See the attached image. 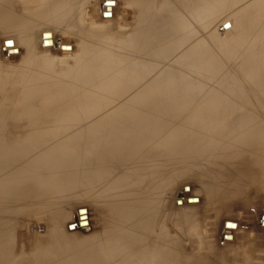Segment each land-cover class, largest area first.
Listing matches in <instances>:
<instances>
[{"label":"rangeland","instance_id":"374dc122","mask_svg":"<svg viewBox=\"0 0 264 264\" xmlns=\"http://www.w3.org/2000/svg\"><path fill=\"white\" fill-rule=\"evenodd\" d=\"M38 1L39 4L43 2ZM65 1L66 3L63 6L65 8H60L59 11L56 8L58 0H48L49 5L45 6L42 10H31L30 8L26 10L24 6H26L27 0L26 2L14 0L13 4L16 10H13V13L17 16L21 15L20 17L24 18V22L40 20V22H45L47 26H50L52 31H55L52 34L45 33L42 35L41 37L44 38V42H41L42 38L38 35L43 28L38 30V41L36 39L30 41L25 36H21L20 33V35L15 34V36L8 29H5L1 14L5 4L0 1V74L4 77L3 80L5 81H2L5 85L2 82L0 84L6 87V91L8 90L7 97L10 99L7 100L8 103L3 102V105L8 109L7 112H10L8 116L11 117L10 119L6 116V120H10L8 124L9 126L12 125L11 127L15 123V125L21 126L22 132L19 141H21L20 143L23 144V147L25 146L24 148L22 147V150L27 152L26 154L22 152L25 156L21 154V162L24 163H22V166L26 165L25 167H30L29 169L33 171L38 170V174L35 172L37 176L34 175V172L28 176L24 172L26 179L25 181L23 179L24 182L22 181V194L19 201L22 205L19 203V207L21 208L14 209L16 210L15 212L20 213V218L16 215L14 217L15 222L12 223L13 225L9 224L8 229L13 230L12 234L15 242L13 244L14 247L11 249L13 250L12 254L14 253V257H21L23 259L26 256L24 260L32 261V264L33 262L34 264H63L65 258L70 260H68L70 264L72 262L74 264H83L81 256L85 251L104 247V251H110V254H107L109 258L110 255L118 258L116 260L113 258L114 262H111V264H121V262H125L126 264V261L132 260V256L134 258L137 257L135 255L142 256L144 250L141 245L153 247L157 243V238H160L163 234H167L170 241L175 240L176 242V245L172 249L174 250L175 246H177L176 251L180 252V257L187 264H264V156L259 157L262 156L261 154L264 155V151L260 152L261 149L264 150V147H262L264 134L261 136L262 140L260 139L261 145L256 143L254 146H248V148H251V152L247 151L244 158L242 157V153L245 152L246 147L243 145V151L240 148L238 151L234 145V143L238 144V142L232 138L238 136L239 130L231 128L235 127L241 120L247 119V117H251V119H254L258 123L262 122L264 125V10H253L254 6L256 9H264V0H197L199 23L197 22L196 27L198 52L196 53L195 66L196 72L199 75H195V78L198 79L196 84L203 87L205 91L195 96L191 95L192 92L173 91L179 94L178 97H180L182 102H185H183V105H179L174 102L168 103V100H166L165 103L161 104L163 106L160 105L162 102L158 100L159 93L157 91L151 92L152 94L148 93L150 94L148 98L146 97L147 95L145 96L148 101L139 105L147 107V109H142L141 112L138 109L136 110V107H134L135 111H132L133 106L131 105L132 101H129L131 99L130 96L133 95V98L138 97L144 91L157 88L154 83H158V79L163 77L165 73L172 70L183 71L184 67V64L180 63L176 53H167V55L164 53V55H160L161 53L157 49L160 37L151 39V46L149 47L152 50L148 51L146 56L142 54L139 56V51L136 50L128 55L129 59L127 61L130 65H123L121 67L114 64L117 62V59L113 58L114 55L119 54L120 49L125 47L134 33L136 32L137 35L145 31L146 27L143 24L144 10H142L144 3L140 0H106L107 2L104 0H64L63 3ZM148 1H150L153 7L151 12H154V14L153 12L151 13L154 16L150 15V24L155 23L156 18L158 23L165 24L168 22L165 18L168 19L169 16L175 15L179 10V6L174 0H168V4L156 0ZM21 3L24 5H21ZM102 5L104 6L103 14L101 13ZM159 5L160 7L161 5H165L166 7L163 6L160 9V7L158 8ZM109 9H113L114 11H109ZM55 10L61 12L60 14L71 12V22L68 24L63 17H53L47 22L44 17L58 14ZM50 12H53V14ZM155 13H157V16H160V19L162 17V19L160 20L157 16L154 18ZM161 13L162 15H166V17L161 16ZM151 20H154V22ZM140 21L143 23H140ZM138 25L141 27L139 28ZM146 26H148V22ZM57 27H59V30H54ZM135 29L138 30V33ZM51 37L56 39H51ZM84 43L93 44L95 46L94 49L100 50L101 54L99 58L91 57L92 59L87 63L88 65L85 64L80 69V64L83 60L82 52L85 48ZM119 45L122 48L118 47ZM112 59L113 63L111 65L107 66L103 62ZM153 61L156 65L153 64ZM28 63L30 64L28 65ZM131 64H134V66L132 67ZM100 66L107 67V72L99 74ZM139 66H146L151 70L143 76L146 77L144 81L135 84L134 75L141 71ZM150 66L152 68L154 66L158 67L152 69ZM93 67H96L98 71L95 70V72ZM83 71L86 72L82 73ZM33 72L39 75H43V72H46L49 75L47 81L40 82V84L27 82L29 75ZM95 73H98V75ZM200 73L203 75H200ZM63 78H66V81L64 80L66 86L64 89L61 88V91L64 92L61 93L62 95H59L55 83ZM52 79L55 81H51ZM199 83L203 85L201 86ZM20 84L23 86L22 88ZM78 84L80 85L77 86ZM32 87L35 93L32 92ZM111 87L117 89L118 92H126L123 96H125L126 100L129 98L125 102H131L129 105L131 108L126 111L128 112L127 120L131 125L141 126L146 128V130L152 126L153 129H151V134L149 133L150 136L159 138L161 136L160 139L163 138L165 140L160 145L156 140L153 142L151 140L146 141V143H149L146 144V149L150 153L147 154L144 148L143 151L146 152L142 151L141 155L143 154V159L148 160L151 154V160H148L150 162L142 160L143 162H140V165L135 163V160L127 154L125 149L127 148L126 142L116 138L114 131H108L112 126L110 123L100 124L104 126L103 130L106 129L104 133L100 134L102 136L100 139L104 143L103 147L99 142H92L90 140L92 137H83L89 127L92 125L96 127L95 125L106 118L103 116L104 113L100 114L96 112L90 115L88 112H91V107L95 104L85 102V100L91 95L96 96V94L109 90ZM168 89H160L159 92H167L164 95H171L173 98L177 93L173 95L171 94L172 91ZM207 91H209V94ZM26 92L28 95H26ZM19 93H21L20 97L22 96V98H15ZM213 94L220 96L214 98ZM198 96L200 99H198ZM104 98V96L101 97V100H104ZM125 98L121 100L124 101ZM221 99H224V101H221ZM227 99H229L228 102ZM115 100L117 99L111 101L114 108L115 105L120 104L119 100ZM208 100L211 102H208ZM186 101H191V103H187ZM215 101L219 102L218 106ZM212 102L216 103V108H213L215 104L213 106ZM225 102L228 104H225ZM192 105L193 107H191ZM201 105L205 106L203 110H201ZM210 106L213 110H207L209 114L206 112V108H210ZM15 107L17 108L16 110ZM204 109L205 112H203ZM46 110L49 111L47 112ZM216 110L220 112L219 116L217 115L218 117L215 116L218 113ZM12 111L16 112L12 113ZM18 111L21 113V116L20 114L18 115ZM211 112L216 119H221L227 125L220 124L219 122L217 123L220 125L213 124L215 122H211ZM159 113H163V115L159 116ZM144 114L149 117L147 122L143 120ZM81 115L82 119L80 118ZM18 117L20 125L16 122V118ZM158 120H160L158 126L153 127L155 121ZM161 120L164 122L163 124ZM145 122L148 123L146 127ZM190 124H196V126H189ZM126 127L128 129L130 126L124 123L121 128L123 130ZM215 129L216 134L215 131L208 132ZM155 130L156 132L154 133ZM219 130L221 135L220 133L218 134L220 136L217 134ZM100 131H96V135ZM10 133L12 134L11 130ZM10 133H8L9 136L11 135ZM167 135L169 136L167 137ZM205 139L207 142L203 144ZM243 139L247 138L244 137ZM242 141L241 138L239 142L241 143ZM93 143L97 145L95 146ZM117 143L119 144L116 145ZM92 144L93 146H91ZM107 144L110 145V150L115 147L117 149L121 148L118 151L116 150V155H110L109 151H107V147H109L106 146ZM161 144L165 146H161ZM200 144H203V146ZM157 145L161 146V150ZM153 147L155 149L158 147L159 150H155ZM214 148L222 150L223 156L229 158L224 159L222 156V159L225 161L221 158L218 159L219 152ZM101 150L107 151L105 156H101ZM206 151L210 152L209 154L211 152L214 154L211 155L212 157L208 155V158L205 154ZM98 152L101 155L98 154L97 156ZM254 154L255 156L259 155L258 158L256 156L254 161H250L255 158ZM199 155L200 158H197ZM128 158L129 161L125 164V159ZM212 158L215 162L213 160L210 161ZM26 159L27 161L24 162ZM28 159H32L33 162L37 160L38 162L33 163L31 161V165ZM95 159H98V161ZM229 159L241 162L232 165L227 162ZM243 161H248L249 164H241ZM96 163L100 165H96ZM143 163L144 165H142ZM34 164L37 166H34ZM135 164L137 165L135 166ZM31 166H34V169ZM146 166L149 170L146 169ZM135 167L138 168L136 169ZM91 169L96 172V176L94 173L89 174L87 172L91 171ZM98 170L102 172H99V174L104 175H98ZM223 172L227 173L228 176L223 174ZM87 173L91 175V180H93V176L98 179L102 176V178L104 177L103 179L101 178L103 181L101 179L96 181V178L94 180L97 184L89 186L94 180L91 181ZM105 174L107 175L106 177ZM207 177L209 180H207ZM30 183L34 185V188L37 187L32 189L33 186ZM53 184L55 188L53 187L50 190ZM162 185L163 187H161ZM38 188L42 189H39V191ZM45 188L48 192H44ZM162 190L163 193H161ZM32 191L39 193L43 191L44 193L42 192L37 195L38 193L35 194ZM210 191H215L213 193L216 195L211 197ZM29 193H31L30 195L35 194L36 196H40V198L36 197L38 199L36 201L35 195L30 196ZM160 193L163 195L162 197H160ZM183 193L187 196L196 195L198 197L187 200V196L181 198ZM21 200L23 201L21 202ZM45 200L49 204H46ZM143 200L144 202L141 204ZM144 203L147 204L146 207H150V210L144 206ZM186 203L194 206H187ZM146 210L152 214L151 216L149 213L150 219L149 216L147 218L148 213H146ZM126 212L128 213L126 214ZM86 213L88 214L89 221H83L87 219V215H83ZM78 214L81 216L80 219L77 218ZM133 214L135 217H133ZM131 218L135 219L132 221ZM136 220L140 221V223L135 222ZM16 222L17 224H15ZM132 222L135 223V226ZM119 223L120 225H118ZM148 224L150 229H148L147 235H144L142 233H144ZM128 225L131 226V229ZM151 226H153V230ZM134 227L137 230L135 232H140V235L138 233V235L133 234L132 228ZM130 230L131 233L133 232L132 234ZM162 230L164 233L161 232ZM116 233L121 236V239ZM120 233L123 235H120ZM141 234L143 235V239L139 237ZM130 235L133 236L131 237ZM135 236H138V238ZM48 237L50 240L53 238L57 239V237L58 239L50 241ZM60 237L65 242L60 247L56 246L55 248V255L59 257L56 256L57 260H55V256H46V258H50V260L47 258L49 260L47 263L44 260L45 256L40 258L38 255L42 252V248L48 251L46 250L48 246L51 247L52 244H57ZM114 237L117 238V241ZM126 237H130L129 241H131L129 242ZM110 240L114 243H111L112 241L110 242ZM123 240L126 243L128 242V246L123 245L125 243ZM135 240H138V250L141 252H138L136 249L137 242ZM143 240L146 242H141ZM119 241H121L120 244ZM133 242H135V246L132 244ZM117 248L119 252L116 250ZM132 250L138 253L135 254ZM121 252H123V257ZM191 255L199 257V259ZM34 256L38 262H35ZM200 257H203V260ZM127 258L128 260H126ZM40 260L41 262H39ZM212 261H215V263Z\"/></svg>","mask_w":264,"mask_h":264},{"label":"bare ground","instance_id":"6f19581e","mask_svg":"<svg viewBox=\"0 0 264 264\" xmlns=\"http://www.w3.org/2000/svg\"><path fill=\"white\" fill-rule=\"evenodd\" d=\"M1 2H3L4 4H5V6H4V8H2V10L3 11H1V14H2V23H3V26H4V28L5 29H8L10 32H12L14 35L15 34H17V35H20L21 34V36H25L28 40H30V41H34L35 39L37 40V33H39V29L41 30L42 28H43V30H41L40 31V34H38V35H40V37L42 36V35H44L45 33H51L52 34V32H55V31H52V28L50 27V26H47V24H45V22H40V20H33V21H35V22H33V21H29V22H24V18H22V17H20L21 15H19V16H17V15H15L14 13H13V10H16L15 9V7H14V0H0ZM22 1H25L26 2V0H22ZM40 1H43L42 2V4L40 3H38L39 1L38 0H34V1H32V0H27V2H26V6H24V8L26 9V10H29L28 8H30L31 10H42L45 6H47V5H49V3H48V0H40ZM63 1L64 0H58V2L56 3L57 5V7L56 8H58L57 10H59L60 11V8H65V7H63L64 6V4L66 3V1L63 3ZM104 1H106V0H104ZM104 1H103V3H104ZM141 2H143L144 4H143V7L141 6V3H140V6L143 8L142 10H144V23L142 22V21H140V23L142 22L143 24H144V27H146L145 28V31H143V32H141V34H139L138 33V30L137 29H139L140 27H139V25H138V27L139 28H137V29H135V30H137V35H136V32L134 33V35H133V37L131 38V40H129L127 43H126V45H125V47H123V49H120V51H119V54H115L114 55V59L116 60L117 59V62L116 63H114V64H116L117 66H123V65H130L129 64V62L127 61V59H129L128 58V55L129 54H132V52L133 51H136V50H138L139 51V56L142 54V55H144V56H146V53L148 52V51H151L152 49H151V47H149V46H151V39L153 38V39H156V38H158V37H160L161 39L159 40V42L160 43H158L157 45H158V50H159V52L161 53L160 55H164V53L167 55V53H169V54H173V53H176L177 54V57H178V59H179V61H180V63H183L184 64V67H183V71H177V70H172V71H169V72H167V73H165V75H163V77H161V78H159L158 80H159V82L158 83H154V85L156 84V87L157 88H151L149 91L147 90V91H144L142 94L140 93V95L138 96V97H132V96H130L131 97V99L129 100V98L127 99V100H129V101H132V106H133V110L132 111H135V109L137 110H139L140 112L142 111V109L144 110V109H147V107H141V106H139V105H142V104H144V103H146V101H148L147 99H146V97L148 98V95H150V94H152L151 92H155V91H157L158 93H159V95L160 96H158V100H159V102H162V103H160V105L161 104H163V103H165V101L166 100H168V103L169 102H174V103H176V104H182L183 105V102H185V101H181L180 100V97H178V93L177 92H173V91H178V90H180V91H185V92H192V94L191 95H198V93H201V92H203V91H205V89H203V87H200V86H198L197 84H196V81H198V79H196L195 78V75H199V73H197L196 72V64H195V60H196V53L198 52L197 51V49H198V47H197V42H196V27H197V22H198V17H199V12L197 11L198 10V7H197V0H174L175 2H176V4L179 6V10H178V12L174 15L173 14V16L171 17V16H169V18H168V16H167V18L168 19H166L165 18V20L166 21H168V22H166L165 24L163 23V24H161V23H158V20H157V18H156V16H157V13H155L156 15H155V17L154 18H156L155 20L157 21H155V23H158V24H155V23H149V19H150V17L151 16H154V15H151V13L153 12H151V10H152V4L150 3V1H148V0H140ZM139 1V2H140ZM156 1H161L162 3H165L166 2V4H168V0H156ZM107 2V1H106ZM23 3H21V5L23 4ZM18 4H19V1H18ZM23 4V5H24ZM156 4H157V2H156ZM249 4V3H248ZM251 5V4H250ZM249 5V6H250ZM255 5V4H254ZM19 6V5H18ZM103 6V5H102ZM163 6H165V5H161V7H163ZM20 7V6H19ZM160 7V5L158 6V8ZM161 7H160V9H161ZM166 7V6H165ZM22 8V7H21ZM103 8H104V6L103 7H101V13L103 14L104 13V10H103ZM156 8V7H155ZM155 8H154V10H155ZM159 9V10H160ZM22 10H24V9H22ZM57 10H55V11H57ZM113 9H109V11H112ZM140 10H141V8H140ZM158 10V9H157ZM162 10H163V8H162ZM165 10V9H164ZM166 10H168V9H166ZM170 10V9H169ZM174 10V9H173ZM253 10H264L263 8H259V9H256V7L254 6V9ZM54 11V12H55ZM59 11H57L58 12V14H56V15H51V16H46V17H44L45 18V20L47 21V22H49L50 21V19L51 18H53V17H63V18H65V20H66V22L69 24V22H71V12H67V13H62V14H60L61 12H59ZM114 11V10H113ZM142 12V11H141ZM50 13H52L53 14V12H50ZM153 14H154V12H153ZM141 15H143V14H141ZM151 15V16H150ZM158 15H159V13H158ZM161 16H165L166 17V15H162V13L160 14ZM204 15V14H203ZM44 16V15H43ZM202 16V15H201ZM142 17V18H143ZM158 18L160 17V16H157ZM139 18H140V16H139ZM153 18V19H154ZM25 19H27V18H25ZM160 19V18H159ZM161 19H162V17H161ZM160 19V20H161ZM164 19V18H163ZM171 19V20H170ZM140 20H142V19H140ZM170 20V21H169ZM151 21H153L154 22V20H151ZM150 21V22H151ZM148 22V26H146V23ZM199 23V22H198ZM43 24V26H41ZM142 24V25H143ZM74 25V24H73ZM64 27H66V26H64ZM143 27V28H144ZM143 28H141V29H143ZM140 29V30H141ZM54 30H59V27H57L56 29H54ZM140 32V31H139ZM9 33V32H8ZM12 33H10V34H12ZM20 33V34H19ZM143 33V34H142ZM16 36V35H15ZM54 37H55V35H54ZM54 37H51V39L52 38H54ZM163 37V38H162ZM42 38V40H41V42L44 40V38L43 37H41ZM11 39V38H10ZM54 39H56V38H54ZM47 40V39H46ZM38 41V40H37ZM53 41V40H52ZM44 42V41H43ZM40 43V42H39ZM55 43H57V42H55ZM85 45H84V49H83V57H82V61H81V64H80V69H82V67L83 66H85V64H87L92 58L91 57H97V58H99V55L101 54V51L100 50H96V48L94 49V45L93 44H89V43H84ZM42 45V44H41ZM199 45V44H198ZM118 47H120V48H122V46L121 45H119ZM17 48V47H16ZM10 49V48H9ZM187 49H189V50H187ZM6 50H7V48H6ZM3 52H5V51H3ZM199 54V53H198ZM197 54V55H198ZM81 55V56H82ZM149 55V54H148ZM199 56V55H198ZM93 58V59H94ZM160 58V57H159ZM162 58V57H161ZM0 59H1V57H0ZM94 60H96V59H94ZM166 60V59H165ZM168 60H170V59H168ZM100 61V60H99ZM151 61V60H150ZM92 62V61H91ZM91 62H90V64H91ZM98 62V61H97ZM104 62V64L105 65H111L112 63H113V59L112 60H107V61H103ZM154 62V61H153ZM31 63V62H30ZM30 63H28V65L30 64ZM156 63H158V62H156ZM153 64H155V62L153 63ZM3 65V64H2ZM88 65V64H87ZM152 65V64H151ZM156 65V64H155ZM201 65V64H200ZM4 66V65H3ZM131 66L133 67L134 66V64H131ZM97 67V66H96ZM95 67V68H96ZM99 67V66H98ZM151 67V66H150ZM152 67H153V65H152ZM151 67V68H152ZM156 67H158V66H154V68H152V69H155ZM88 68V67H87ZM90 68H92V67H90ZM94 67H93V69H94V71L96 70V71H98L97 70V68L95 69ZM107 67H102V66H100V70L98 71L99 72V74H102V73H106L107 72V69H106ZM139 68H140V70L141 71H139L136 75H134V78H135V81H134V83L135 84H137V83H141L142 81H144L145 80V78L146 77H143L145 74H147V72L148 71H150L149 69H148V67H146V66H139ZM160 68V67H159ZM85 70V69H84ZM88 70V69H87ZM92 70V69H91ZM158 70V69H157ZM93 71V72H94ZM95 71V72H96ZM86 71H83L82 73H85ZM92 72V73H93ZM95 74H97L98 75V73H95ZM200 75H203V74H201L200 73ZM48 74L45 72H43V75H39V74H35L34 72L33 73H31L30 75H29V78L27 79L28 81L27 82H29V83H39L40 84V82H44V81H47V78H48ZM96 76V75H95ZM159 76V75H158ZM83 77V76H82ZM214 77V76H213ZM216 77H218V76H216ZM3 75H1L0 74V82H2L3 83V81H5V80H3ZM6 79V78H5ZM50 79V78H49ZM66 78H63V79H60V81H58V82H56L55 83V85H56V90L59 92L58 94L59 95H62L61 93L62 92H64V91H61V88L62 89H64L65 88V86H66V84H65V82H64V80H65ZM213 79V78H212ZM3 80V81H2ZM51 81H55L54 79H52ZM66 81V80H65ZM82 81V80H81ZM118 81H120V80H118ZM22 85H23V83H21ZM20 84V85H21ZM24 84H25V82H24ZM81 84V83H80ZM80 84H78L77 86H79ZM200 84V83H199ZM3 85H5L4 83H3ZM18 85V84H17ZM21 85V88L23 87V86H25V85H23L22 86ZM153 85V86H154ZM201 86L203 85V84H200ZM34 87V86H33ZM32 87V88H33ZM204 87H206V86H204ZM6 87H3L1 84H0V264H32V261H28L27 259L26 260H24L25 258H26V256L25 257H23V259L20 257V258H18V257H14V253L12 254V252H13V250H11L12 249V247H14V237H13V234H12V231L13 230H9L8 228H9V224L11 223H14L15 222V219H14V217H16V215H18V217L20 216V213L18 214V212H15L16 210H14V209H19V208H21V207H19V201H20V197H21V192H22V187H21V185H22V181H23V179H24V181H25V179H26V177L24 176V172H26L27 173V176L30 174L31 175V173L32 172H34V175H36V174H38L37 172H38V170H36V171H33L32 169H29L30 167H23L22 165L24 164L23 162H21V157H22V155H24V154H22V152H24L23 150H22V143H20L21 141H19V139L21 138V132H22V130H21V126L19 127L18 126V124L17 125H13V127H11V126H9V119H7L6 120V116H8V114L10 113V112H7V110L8 109H6V107H4V105H3V102H7V100L8 99H10L9 97H7V95H8V90L6 91V89H5ZM35 88V87H34ZM34 88L32 89V92H33V90H34ZM168 88H170V89H168ZM158 89V90H157ZM160 89H168L169 91H172V93L171 94H175V93H177L173 98H172V96L171 95H164L165 93H167V92H159V90ZM212 89V88H211ZM207 90V89H206ZM164 91V90H163ZM214 91V90H213ZM24 92V91H23ZM208 92V94H209V91H207ZM206 92V93H207ZM229 92V91H228ZM27 93V92H26ZM29 93H31V92H29ZM33 93H35V92H33ZM148 93H150V94H148ZM20 94L21 93H19L15 98H19L20 97ZM32 94V93H31ZM124 94H126V92L125 93H121V91L120 92H118V90L117 89H114L113 87H111L109 90H106V91H103L102 93H98V94H96V96L95 95H91L87 100H85V102H89V103H91V104H95V105H93V107H91V112H88V113H90V115H92V113L94 114V113H104L103 114V116H105L106 118H104L99 124H97V125H95L96 127H94L93 125L91 126V127H89V129H88V131H86L85 133H84V135H83V137H85V136H87L88 138H90V137H92V138H90V140L92 141V142H99L100 144H102V147H103V144L104 143H102V139H100V138H102V136L100 135V134H102V132L104 133L105 131H106V129L105 130H103L102 128L104 127V126H102L103 124H108V123H110L112 126H111V128H109V130L108 131H114V134H116V138H118V139H120V140H122V141H124V142H126V145H127V148H125L126 149V151H127V154L133 159V160H135V163H137V164H139L140 165V162L142 163L143 161L142 160H145V159H143V154L141 155V152L143 151V149L145 148L146 149V144H149V143H146V141H149V140H151L152 142L154 141V140H156L157 142H158V144L160 145V143H164V139L162 138V139H160L161 138V136H160V138L159 137H156V136H150V134H151V129H153L152 128V126H150V127H148V129L146 130V128H144V127H141V126H135V125H131V123L127 120V116H128V112H126V111H128V109L129 108H131L129 105H130V103H127V102H125V101H127L126 100V98H125V96H123ZM218 94V93H217ZM26 95H28V93L26 94ZM105 97L104 98V100H101V97H103V96ZM113 97V99H117V100H119L120 101V104H118V105H115V108L113 107V105H112V97ZM130 95V94H129ZM147 95V96H146ZM214 95V94H213ZM23 96H24V94H23ZM146 96V97H145ZM194 96H192V97H194ZM200 96V95H199ZM198 96V97H199ZM220 95H214V98L215 97H219ZM241 96V95H240ZM187 97H189V96H187ZM203 97V96H202ZM223 97H224V95H223ZM226 97V96H225ZM22 98V96L20 97V99ZM123 98H125L124 99V101H122L121 99H123ZM209 98V97H208ZM211 99H212V97H210ZM227 98V97H226ZM225 98V99H226ZM187 99H189V98H187ZM195 99V98H194ZM197 99V98H196ZM195 99V100H196ZM198 99H200V97L198 98ZM197 99V100H198ZM202 99V98H201ZM204 99V98H203ZM202 99V100H203ZM220 99V98H219ZM18 100V99H17ZM117 100H115V101H117ZM185 100V99H184ZM193 100V99H192ZM205 100V99H204ZM216 100H217V98H216ZM228 100L229 99H227V102H228ZM20 101V100H19ZM194 101V100H193ZM201 101V100H200ZM206 101H207V99H206ZM221 101H224V99L222 100L221 99ZM16 102V101H15ZM21 102H22V100H21ZM187 102V101H186ZM191 103V101H188L187 103ZM198 102V101H197ZM203 102H205V101H203ZM208 102H211V101H209L208 100ZM216 102V101H215ZM219 102H220V100H219ZM219 102H216L217 103V106H218V103ZM227 102H225V104L227 103ZM8 103V102H7ZM17 103V102H16ZM114 103V102H113ZM194 103V102H193ZM200 103V102H199ZM207 103V102H206ZM213 103V102H212ZM216 103H213V106H214V104H215V106L213 107V108H216ZM14 105H15V103H13ZM18 104V103H17ZM202 104V103H201ZM204 105H205V103H203ZM211 104V103H210ZM210 104H208V105H210ZM222 104H224L223 102H222ZM228 104V103H227ZM3 105V106H2ZM12 105V104H11ZM20 105V104H19ZM189 105V104H188ZM191 105V104H190ZM200 105V104H199ZM16 106V105H15ZM161 106H163V105H161ZM195 107H197L196 105H194ZM206 106V105H205ZM204 106V107H205ZM222 106V105H221ZM17 107H18V105H17ZM134 107H136L135 109H134ZM186 107H187V105H186ZM189 107V106H188ZM191 107H193V105L191 106ZM201 107H202V109L201 110H203V106L201 105ZM208 107V106H207ZM228 107V106H227ZM237 107V106H236ZM140 108V109H139ZM190 108V107H189ZM213 108L211 109V106H210V108H206V112L207 113H209L207 110H209L210 111V109H211V111L213 110ZM218 108V107H217ZM17 108L15 107V110H16ZM220 109V108H219ZM185 110V109H184ZM20 111V110H19ZM18 111V112H19ZM47 111V110H46ZM49 111V110H48ZM47 111V112H48ZM217 112L219 111V110H216ZM216 111H215V113H216ZM14 112H16V111H12V113H14ZM45 112V111H44ZM125 112V113H124ZM203 112H205V109H204V111ZM223 112V111H222ZM88 113H86V114H88ZM214 113V114H215ZM220 112H218L217 114H215V116L216 117H218ZM17 114V113H16ZM16 114H14L15 116H16ZM20 114V116H21V113L19 112L18 113V115ZM81 114V113H80ZM123 114V115H122ZM132 114V113H131ZM210 114V113H209ZM211 114H212V121L211 122H215V123H213V124H218V125H220V124H225V123H223L222 121H221V119H216V117L215 116H213V113L211 112ZM224 114V113H223ZM10 115V114H9ZM13 115V114H12ZM163 115V113H159V116H162ZM218 115V116H217ZM9 117V116H8ZM7 117V118H8ZM17 117V116H16ZM223 117H225L224 115H223ZM10 119H11V117H9ZM81 119H82V115H81V117H80ZM17 119V123H19L18 121V119H19V117L18 118H16ZM148 119H149V117L148 116H145V114H144V117H143V120H146V122L148 121ZM227 119V118H226ZM21 120V119H20ZM8 121V122H7ZM13 121V120H12ZM160 120H158V121H155V125H153V127H155V126H158V122H159ZM223 121L225 122V120L223 119ZM14 122V121H13ZM145 122V123H146ZM217 122H219V123H217ZM12 123V122H11ZM124 123L126 124H128L130 127L127 129V127L126 128H123V130H122V126L124 125ZM161 123L163 124L164 122L161 120ZM188 123H190V122H188ZM100 124H102V125H100ZM148 123H146L145 124V127H146V125H147ZM161 124V125H162ZM19 125H20V123H19ZM22 125V124H21ZM192 124H190L189 126H191ZM225 125H227V123L225 124ZM232 125V124H231ZM193 126H196V124L195 125H192V127ZM208 126V125H207ZM211 126V125H210ZM216 126V125H215ZM222 126V125H221ZM204 127V126H203ZM209 127V126H208ZM214 127V126H213ZM213 127H211L212 129H213ZM224 127H226V126H224ZM165 128H167V127H165ZM190 128V127H189ZM196 128V127H195ZM202 128V127H201ZM215 128V127H214ZM233 130H239L238 131V136H234V137H232V138H234L237 142H238V144H235L234 143V145H235V148L238 150L239 148L242 150V147H246L245 148V152H243L242 154V157H244L245 158V153L247 152V151H249V152H251V148H248V146L250 147V146H254V144H256V143H261V141H260V139H261V136L264 134V125H263V123L262 122H256L254 119H251V117H247V119H244V120H241V122L240 123H238L235 127H231ZM187 129H188V127H187ZM208 129H210V128H208ZM222 129V128H221ZM224 129V128H223ZM10 130H11V132H12V134L10 133ZM101 130V131H100ZM149 130V131H148ZM203 130V129H202ZM206 130V129H205ZM96 131H100L97 135H96ZM188 131V130H187ZM213 131H215V134H216V129L215 130H209L208 132H213ZM230 131H231V129H230ZM156 132V130L154 131V133ZM204 132V131H203ZM8 133H10L11 135L9 136V134ZM150 133V134H149ZM161 133V132H160ZM218 133H220V130L217 132V134ZM8 134V135H7ZM83 134V133H82ZM82 134H79V135H82ZM113 134V135H114ZM162 134V133H161ZM203 134V133H202ZM211 134V133H210ZM78 135V136H79ZM153 135V134H152ZM155 135V134H154ZM170 135V134H169ZM169 135H167V137L169 136ZM211 135H213V134H211ZM219 135V134H218ZM220 135H221V133H220ZM219 135V136H220ZM224 135V134H223ZM164 136H166V135H164ZM181 136V135H180ZM200 136V135H199ZM113 137V136H112ZM111 137V138H112ZM163 137V136H162ZM205 137V136H204ZM213 137H214V135H213ZM247 138V139H243V138ZM29 138H30V136H29ZM202 138V137H201ZM215 138H216V136H215ZM214 138V139H215ZM241 138H242V142L240 143L239 141H241ZM26 139V138H25ZM28 139V138H27ZM31 139V138H30ZM93 139H94V141H93ZM97 139H98V141H97ZM262 139H264V138H262ZM261 139V140H262ZM7 142H6V141ZM24 140V139H23ZM23 140H22V142H23ZM29 140V139H28ZM101 142H100V141ZM145 140V141H144ZM213 140V139H212ZM244 140H246V141H244ZM25 141V140H24ZM209 141V140H208ZM216 141V140H215ZM263 142V144H262V147H264V140H262ZM9 142V143H8ZM151 142V143H152ZM156 142V143H157ZM203 142V141H202ZM207 141H206V139H205V142H203V144H205ZM244 142V143H243ZM38 143V142H37ZM194 143V142H193ZM93 144H95V146L97 145L96 143H93ZM93 144L91 145V146H93ZM119 143H117L116 145H118ZM196 144V143H195ZM203 144H200V145H202L203 146ZM258 144V145H259ZM116 145H112V146H116ZM156 145V144H155ZM165 146L164 144H161V146ZM175 145V144H174ZM244 145V146H243ZM261 145V144H260ZM106 146H109V147H107L106 149H107V151H109V153H110V155H116L117 154V151H118V149H120V148H118L117 149V147H115V148H111V150H110V145L109 144H107ZM158 146V145H157ZM160 146V147H161ZM25 147V146H24ZM23 147V148H24ZM27 147V146H26ZM44 147V146H43ZM126 147V146H125ZM159 147V146H158ZM158 147L156 148V149H158ZM159 147V148H160ZM207 147V146H206ZM258 147V146H257ZM154 148V147H153ZM261 148V147H260ZM155 149V148H154ZM155 149V150H156ZM199 149V148H198ZM215 150H216V148H214ZM213 149V150H214ZM117 150V151H116ZM159 150V149H158ZM160 150H161V148H160ZM213 150H211V151H213ZM262 150V151H261ZM260 150V152L262 153L264 150L263 149H261ZM27 151H28V149H27ZM105 150H101L100 152H102V155H101V153L100 152H98L97 153V156H98V154L99 155H101V156H105L106 155V153H107V151L106 152H104ZM125 151V150H124ZM146 151H147V149H146ZM145 151V152H146ZM163 151V150H162ZM217 152H219V154H218V159L219 158H223L224 157V159L226 158V159H228L229 157H225V156H223V154H222V150H216ZM239 151V150H238ZM243 151V150H242ZM144 152V151H143ZM142 152V153H143ZM144 152V153H145ZM25 154L27 153V152H24ZM122 153V152H121ZM124 153V152H123ZM126 153V152H125ZM147 154L148 153H150L149 151H147L146 152ZM210 153V152H209ZM207 151H206V155L208 156V155H213L214 153L213 152H211V154H209ZM257 153V152H256ZM22 154V155H21ZM86 154V153H85ZM193 154V153H192ZM192 154H190V155H192ZM262 156H259V155H256L257 156V158H258V156L261 158V157H263L264 155L263 154H261ZM25 156V155H24ZM141 156H142V158H141ZM195 156V155H194ZM223 156V157H222ZM231 156V155H230ZM253 156V155H252ZM251 156V157H252ZM254 156H255V154H254ZM253 156V157H254ZM256 156H255V158L253 159V157H252V159L253 160H250V161H254L255 159H256ZM100 157V156H99ZM145 157V156H144ZM148 157H149V155H148ZM193 157V156H192ZM212 157V156H211ZM237 157V156H236ZM251 157H249L250 159H251ZM28 158H31V157H28ZM32 158H33V155H32ZM145 158H147V157H145ZM151 158V154H150V157H149V159ZM195 158H196V156H195ZM197 158H200V155H199V157H197ZM205 158V157H204ZM208 158H209V156H208ZM248 158V159H249ZM48 159V158H47ZM99 159H101V158H99ZM102 159H103V157H102ZM132 159H130V160H132ZM148 159V160H149ZM224 159H222V160H224ZM29 161H30V164L33 162L32 161V159H28ZM95 160H97L98 161V159H95ZM126 160V163L125 164H127V162L129 161V158L128 159H125ZM147 160V159H146ZM145 160V161H146ZM147 160V161H148ZM151 160V159H150ZM162 160V159H161ZM208 160V159H207ZM206 160V161H207ZM214 161V159L212 158L210 161ZM235 160V159H234ZM233 159H229V160H227V162L228 163H230V164H237L238 162H241V161H234ZM237 160V159H236ZM260 160V159H259ZM27 161V159L24 161V162H26ZM28 161V162H29ZM32 161V162H31ZM37 161V160H36ZM35 160H34V162H36ZM101 161V160H100ZM100 161H99V163H100ZM159 161V160H158ZM209 161V162H210ZM225 161V160H224ZM262 161V160H261ZM261 161H260V163H261ZM33 162V163H34ZM38 162V161H37ZM132 162V161H131ZM130 162V163H131ZM134 162V161H133ZM148 162H150V161H148ZM148 162H146V163H148ZM154 162V161H153ZM155 162H156V160H155ZM215 162V161H214ZM223 162V161H222ZM226 162V163H227ZM257 162V161H256ZM23 163V164H22ZM97 164L96 163V165H100V164ZM160 163V162H159ZM158 163V164H159ZM163 163V162H162ZM249 164V162L247 161H243V163H241V164ZM253 163V162H252ZM264 163V162H263ZM29 164V165H30ZM40 164V163H39ZM102 164V163H101ZM134 164V163H133ZM137 164H135V166L137 165ZM152 164V163H151ZM251 164V163H250ZM262 164V163H261ZM261 164H257V165H261ZM28 165V164H27ZM32 165V164H31ZM132 165V164H131ZM142 165H144V163L142 164ZM146 165V164H145ZM153 165V164H152ZM161 165V164H160ZM229 165V164H228ZM254 166H255V164H253ZM252 165V166H253ZM256 165V166H257ZM34 166H37V165H35L34 164ZM34 166L32 167L33 169H34ZM154 166H155V163H154ZM231 166V165H230ZM251 166V165H250ZM134 167V166H133ZM143 167V166H142ZM164 167V166H163ZM261 167V166H260ZM37 168V167H36ZM98 168H99V166H98ZM97 168V169H98ZM136 168V167H135ZM138 168V167H137ZM136 168V169H137ZM155 168V167H154ZM226 168H227V166H226ZM100 169V168H99ZM131 169H133V168H131ZM140 169V168H139ZM138 169V170H139ZM146 169H148L147 168V166H146ZM229 169V168H228ZM260 169V168H259ZM145 170V169H144ZM149 170V169H148ZM223 170H225V169H223ZM102 171H104V170H102ZM131 171V170H130ZM143 171V170H142ZM151 171V170H150ZM35 172H36V174H35ZM44 172V171H43ZM89 174H95L96 172H94V171H92V169H91V171H87ZM99 172L100 173H102L100 170H98L97 171V174L98 175H104V174H99ZM260 172H261V170H260ZM259 172V173H260ZM40 173V172H39ZM45 173H46V170H45ZM87 173V175H89ZM259 173H257V174H259ZM85 174V173H84ZM107 174V173H106ZM105 174V177L107 176ZM133 174V173H132ZM223 174H225L226 176H228V174L227 173H224L223 172ZM26 175V174H25ZM42 175V174H41ZM45 175V174H44ZM86 175V174H85ZM97 175V176H98ZM135 175V174H134ZM264 175V174H263ZM33 176V175H32ZM37 176V175H36ZM35 176V177H36ZM95 176H96V174H95ZM102 176H101V178H102ZM112 176V175H111ZM195 176V175H194ZM204 176V175H203ZM25 177V178H24ZM34 177V176H33ZM43 177V176H42ZM86 177V176H85ZM91 175H89L88 176V178L91 180ZM99 177V176H98ZM206 177V176H205ZM264 177V176H263ZM30 178V177H29ZM88 178H87V180H88ZM93 178V180L94 179H96L94 176L92 177ZM100 177H99V179H101ZM104 178V177H103ZM102 178V179H103ZM208 178V177H207ZM32 179V178H31ZM99 179L97 178L96 179V181H99ZM101 179V180H102ZM86 179H85V181H87ZM93 180H91V181H93ZM100 180V181H101ZM113 180H114V178H113ZM207 180H209V178L207 179ZM264 180V179H263ZM23 181V182H24ZM32 181V180H31ZM31 181H29V182H31ZM37 181V180H36ZM103 181V180H102ZM115 181H116V179H115ZM94 182H95V180H94ZM88 182V183H91L89 186H95V184H97V182ZM105 182V181H104ZM114 182V181H113ZM205 182H207V181H205ZM209 182V181H208ZM27 183H28V181H27ZM106 183V182H105ZM203 183V182H202ZM214 183V182H213ZM24 184V183H23ZM31 184V183H30ZM33 184H34V182H33ZM101 184V183H100ZM104 184V183H103ZM203 184H205V183H203ZM210 184V183H209ZM28 185V184H27ZM32 185V184H31ZM31 185H30V187H31ZM36 185H37V183H36ZM51 185V184H50ZM49 185V186H50ZM54 185V184H53ZM52 185V187L50 188V190L51 189H53V187L55 188V185L53 186ZM29 186V185H28ZM33 187H32V189L34 188V185H32ZM212 186H214V184H212ZM25 187V186H24ZM37 187V186H36ZM35 187V188H36ZM86 187V186H85ZM115 187H117V186H115ZM161 187H163V185L161 186ZM34 188V189H35ZM113 189H114V187H112ZM121 188V187H120ZM125 188V187H124ZM30 189V188H29ZM39 189H42V188H38V190ZM46 189V188H45ZM44 189V192H48L47 191V189L45 190ZM88 189V188H87ZM100 189V188H99ZM127 189V188H126ZM162 189V188H161ZM164 189V188H163ZM55 190V189H54ZM91 190V189H90ZM30 191V190H29ZM40 191V190H39ZM100 191V190H99ZM126 191V190H125ZM129 191V190H128ZM166 191V190H165ZM25 192V191H24ZM32 192H35V191H32ZM43 192V191H42ZM42 192H40V193H42ZM43 192V193H44ZM91 192V191H90ZM211 192V197L212 196H214V195H216L215 193H213V192H215V191H210ZM36 193H38L37 195H39L40 193L39 192H35V194ZM54 193V192H53ZM161 193H163V190L161 191ZM160 193V197H162L163 195ZM208 193V192H207ZM31 193H29V195H30ZM35 194H33V195H30V196H34ZM61 194V193H60ZM181 194V193H180ZM42 195V194H41ZM138 195V194H137ZM139 196V195H138ZM187 195L185 194V193H183L182 195H181V198L182 197H186ZM36 197H39L40 198V196H36L35 195V200L36 201H38V199H36ZM41 197H43V196H41ZM99 197V196H98ZM143 197V196H142ZM141 197V198H142ZM196 197H198V196H196V195H191V196H187L186 198H187V200L189 199V198H196ZM25 198V197H24ZM23 198V199H24ZM32 198V197H31ZM145 198V197H144ZM43 199H44V197H43ZM30 200H32V199H30ZM34 200V199H33ZM137 200V199H136ZM136 200H134V201H136ZM187 200H186V202H187ZM23 200H21V202H22ZM46 201V200H45ZM45 201H44V203H45ZM127 201V200H126ZM133 201V203H135ZM138 201V200H137ZM142 203L141 204H143V202H144V200L143 201H141ZM149 202V201H148ZM147 202V203H148ZM46 204H49V203H47V201H46ZM130 204V203H129ZM145 204V203H144ZM20 205H22L21 203H20ZM35 205V204H34ZM50 205H51V203H50ZM146 205L147 204H145L144 206L146 207ZM186 205L187 206H194V205H190V204H188V203H186ZM41 206V205H40ZM46 206H48V205H46ZM130 206V205H129ZM132 206V205H131ZM136 206V205H135ZM138 206V205H137ZM45 207V206H44ZM46 208V207H45ZM131 208V207H130ZM133 208H135V207H133ZM139 208V207H138ZM140 208H141V206H140ZM146 208H148V207H146ZM150 208V207H149ZM148 208V209H149ZM41 209V208H40ZM132 209V208H131ZM137 209V208H136ZM142 209V208H141ZM20 210H22V209H20ZM129 210V209H128ZM144 210V209H143ZM150 210V209H149ZM141 211V210H140ZM147 211V210H146ZM151 211H152V209H151ZM22 212V211H21ZM129 212V211H128ZM128 212H126V214L128 213ZM137 212V211H136ZM41 213V212H40ZM43 213V212H42ZM123 213V212H122ZM131 213V212H130ZM135 213V212H134ZM146 213H148V215H147V218H148V216H149V219H150V215H149V213L151 214V212H146ZM140 214H142V213H140ZM144 214V213H143ZM41 215V214H40ZM83 215H87V219H84L83 221H85V220H87V221H89V217H88V214L86 213V214H83ZM134 215V214H133ZM137 215V214H136ZM247 215V214H246ZM77 216V215H76ZM117 216V215H116ZM151 216H152V214H151ZM86 217V216H85ZM133 217H135V215L133 216ZM20 218V217H19ZM77 218H81V216H80V214H78V217ZM139 218V217H138ZM137 218V219H138ZM151 218H153V217H151ZM17 219V218H16ZM76 219V218H75ZM132 219V221L135 219H133V218H131ZM125 220V219H124ZM153 220V219H152ZM52 221V220H51ZM82 221V222H83ZM127 221V220H126ZM228 221H230V220H228ZM233 221V220H232ZM235 221V220H234ZM237 221V220H236ZM264 221V220H263ZM120 222V221H119ZM129 222V221H128ZM135 222H138V223H140V221H135ZM149 222H150V220H149ZM117 223V222H116ZM115 223V224H116ZM124 223H126V222H124ZM263 223V222H262ZM15 224H17V222L15 223ZM132 224L134 225L135 223H133L132 222ZM13 225V224H12ZM12 225H10V226H12ZM78 225V224H77ZM118 225H120V223L118 224ZM123 225V224H122ZM130 225H131V223H130ZM133 225H131L132 227H133ZM152 225V224H151ZM224 225V224H223ZM117 226V225H116ZM127 226V225H126ZM129 226V225H128ZM131 226H129V228L131 227ZM135 226V225H134ZM138 226H139V224H138ZM150 226H149V224H148V226H147V228L144 230V233H142V234H144V235H147V233H148V229H150L149 228ZM152 227L153 226H151V229H152ZM138 228V227H137ZM139 228H141V227H139ZM13 229V228H12ZM131 229V228H130ZM133 229V234L134 235H138L140 232H135V231H137V230H135L136 229V227H134V228H132ZM126 230H128V229H126ZM138 230H140V229H138ZM153 230V229H152ZM152 230H151V232H152ZM119 231V230H118ZM117 231V232H118ZM224 231V230H223ZM222 231V232H223ZM226 231V230H225ZM115 232V231H114ZM161 232H163V230L161 231ZM14 233V232H13ZM129 233V232H128ZM127 233V234H128ZM130 233H131V230H130ZM131 233V234H132ZM136 233V234H135ZM138 233V234H137ZM154 233V232H153ZM164 233V232H163ZM49 235H50V233H48ZM115 234V233H114ZM113 234V235H114ZM117 235H118V233H116ZM122 233H120V235H121ZM126 234V233H125ZM141 234V236H139V237H143V235ZM162 234V233H161ZM110 235H111V233H110ZM123 235V234H122ZM129 235V234H128ZM127 235V236H128ZM140 235V234H139ZM151 235H152V233H151ZM14 236H15V233H14ZM56 236V235H55ZM119 236V235H118ZM131 236V235H130ZM133 236V235H132ZM131 236V237H132ZM51 237V236H50ZM52 237H53V235H52ZM110 237V236H109ZM112 237V236H111ZM115 237H116V235H115ZM114 237V238H115ZM120 237V239H121V236H119ZM125 237V236H124ZM136 238H138V236H135ZM134 237V238H135ZM16 238V237H15ZM49 238V237H48ZM114 238H113V240H114ZM126 238H128V237H126ZM130 238V237H129ZM129 238H128V241H129ZM134 238H132L133 240H134ZM156 238V237H155ZM54 240L56 239V238H53ZM53 239H51V240H53ZM57 239H58V237H57ZM56 239V240H57ZM60 240H59V242L57 243V244H50L51 245V247L50 246H48L47 247V249L46 250H48V251H45V249H41L42 250V252H43V250H44V252L42 253H40L38 256L41 258V257H44L45 259V261L48 263L49 262V260H50V258L49 257H53V256H55V260H57V257L56 256H58V255H55L56 253H55V248H56V246H61V244L63 243V242H65V240H61V237L59 238ZM64 239V238H63ZM112 239V238H111ZM116 239V241H117V238H115ZM120 239H118V240H120ZM143 239V238H142ZM49 240H50V238H49ZM48 240V241H49ZM50 240V241H51ZM139 240H141V239H139ZM45 241V240H44ZM48 241H47V243H48ZM62 241V242H61ZM112 240H110V242H111ZM115 241V240H114ZM124 241V240H123ZM131 241V240H130ZM129 241V242H130ZM136 242L138 241V240H135ZM152 242H153V240H151ZM55 242V241H54ZM53 242V243H54ZM125 242V241H124ZM123 242V243H124ZM141 242H146V241H141ZM157 243L155 244V246H153V247H148V246H146V247H144L143 245H141L142 247H143V253H142V256L140 255V253H139V255L140 256H138V255H135V256H137V257H135L134 258V256H132V260H129V262H130V264H187L186 263V261H183L182 260V257H180V255H179V253H178V251H176V247L177 246H175V249L173 250L172 248H174V245H176L175 243V240L174 241H170V238H168L167 237V234L166 235H164L163 234V236H161L160 238H157V241H156ZM46 243V244H47ZM56 243V242H55ZM60 243V244H59ZM111 243H114L113 241L111 242ZM121 243V241H119V244ZM128 243V242H127ZM127 243L125 242L123 245H127ZM66 244V243H65ZM110 244V243H109ZM118 244V243H117ZM117 244H116V246H117ZM118 244V245H119ZM131 244V243H130ZM132 244H134V246H135V242H133ZM131 244V245H132ZM149 244V243H148ZM111 245H114V244H111ZM122 245V244H121ZM130 245V246H131ZM137 247H136V249L138 250V248H139V244H138V242H137ZM47 246V245H46ZM68 246H70V245H68ZM67 246V247H68ZM102 246V245H101ZM104 246H105V244H104ZM128 246V245H127ZM50 247V248H49ZM103 247V246H102ZM111 247V246H110ZM109 247V248H110ZM120 247V246H119ZM44 248H46L45 246H44ZM49 248V249H48ZM124 248V247H123ZM127 248V247H126ZM131 248H132V246H131ZM141 248V247H140ZM111 249V248H110ZM120 249H122V248H120ZM129 249V248H128ZM128 249H126V250H128ZM142 249V248H141ZM172 249V250H171ZM105 249H104V247L103 248H101V247H98L97 249H89L88 251H85V253H83V255L81 256V258H82V262H83V264H93V263H99V264H106V263H110L111 264V262L113 263L114 262V260H116V259H118V258H115V257H113V256H111L110 255V258L108 257V255L110 254L109 252H106V251H104ZM112 250H113V248H112ZM111 250V251H112ZM116 250H118V252H119V249L117 248ZM123 250V249H122ZM125 250V252H127ZM136 250V251H137ZM39 251V250H38ZM132 251H134V250H132ZM140 250H138V252H139ZM70 252V251H69ZM83 252V251H82ZM114 252V251H113ZM117 252V251H116ZM124 252V251H123ZM123 252H121V254L123 253ZM138 252H136L135 253V251H134V253L135 254H137ZM141 252V251H140ZM35 253V252H34ZM36 253H39V252H36ZM109 253V254H108ZM133 253V252H132ZM134 253H133V255H134ZM201 253V252H200ZM203 253H204V251H203ZM108 254V255H107ZM118 254V253H117ZM25 255V254H24ZM71 255V254H70ZM112 255H116V254H112ZM199 255V254H198ZM201 255V254H200ZM22 256H23V254H22ZM28 256V255H27ZM29 256H31V255H29ZM37 256V257H38ZM46 256H49V257H47L46 258ZM62 256V255H61ZM73 256V255H72ZM77 256V255H76ZM80 256V255H79ZM120 256V255H119ZM126 256V255H125ZM124 256V258H126ZM128 256V255H127ZM188 256H190V255H188ZM192 256V255H191ZM238 256V255H237ZM35 257V256H34ZM33 257V258H34ZM59 257V256H58ZM122 257H123V254H122ZM192 257H195V256H192ZM28 258V257H27ZM32 258V259H33ZM64 258V257H63ZM113 258H115L114 260H113ZM171 258V259H170ZM172 258H174V259H172ZM196 259H199V257L197 258V257H195ZM203 257H200V259H202ZM214 258V257H213ZM29 259V258H28ZM31 259V260H32ZM53 259V258H52ZM51 259V260H52ZM129 259H130V257H129ZM208 259V258H207ZM212 259V258H211ZM215 259V258H214ZM43 260V261H44ZM59 260H60V258H59ZM64 260V259H63ZM63 260H62V262H63ZM66 260H67V262H66ZM68 260L69 259H67V258H65V262H63V264H65V263H69L68 262ZM120 260H121V258H120ZM126 260H128V258L126 259ZM174 260V261H173ZM203 260V259H202ZM205 260V259H204ZM42 261V262H43ZM70 261V260H69ZM72 261V260H71ZM119 261V260H118ZM117 261V262H118ZM123 261V260H122ZM206 261V260H205ZM35 262H38V260H36V257H35ZM39 262H41V260L39 261ZM62 262H60V263H62ZM75 262V261H74ZM79 262H80V260H79ZM128 261H126V264H128L129 263ZM212 262H214L215 263V261H212ZM231 262V261H230ZM234 262V261H233ZM122 263H124L125 264V262H121V264ZM33 264H34V262H33ZM36 264H38V263H36ZM40 264H44V263H40ZM70 264V263H69ZM72 264H74L73 262H72ZM80 264H82V263H80ZM116 264H118V263H116ZM120 264V263H119ZM192 264V263H191ZM209 264H211V263H209ZM235 264V263H234ZM239 264V263H238ZM245 264V263H244Z\"/></svg>","mask_w":264,"mask_h":264}]
</instances>
